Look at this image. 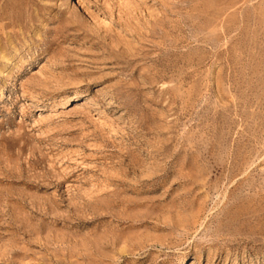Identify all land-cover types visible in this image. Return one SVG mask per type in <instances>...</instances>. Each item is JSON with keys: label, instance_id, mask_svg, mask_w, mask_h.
Here are the masks:
<instances>
[{"label": "rangeland", "instance_id": "374dc122", "mask_svg": "<svg viewBox=\"0 0 264 264\" xmlns=\"http://www.w3.org/2000/svg\"><path fill=\"white\" fill-rule=\"evenodd\" d=\"M0 264H264V0H0Z\"/></svg>", "mask_w": 264, "mask_h": 264}, {"label": "bare ground", "instance_id": "6f19581e", "mask_svg": "<svg viewBox=\"0 0 264 264\" xmlns=\"http://www.w3.org/2000/svg\"><path fill=\"white\" fill-rule=\"evenodd\" d=\"M115 21V14H111V15H107L105 17H101L100 19H97V18H94L93 19V23H97L100 25V26H108L110 25L111 23H113ZM130 29L129 28H126L125 29V33H130Z\"/></svg>", "mask_w": 264, "mask_h": 264}]
</instances>
